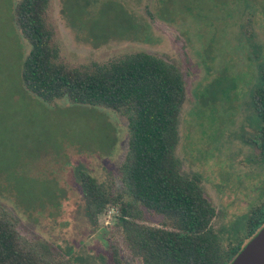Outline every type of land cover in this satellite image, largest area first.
Here are the masks:
<instances>
[{"label":"rangeland","instance_id":"1","mask_svg":"<svg viewBox=\"0 0 264 264\" xmlns=\"http://www.w3.org/2000/svg\"><path fill=\"white\" fill-rule=\"evenodd\" d=\"M16 1L0 0V210L24 239L68 264H112L115 249L124 264H142L117 225L120 204L90 222L76 177L84 168L109 192L121 191L127 119L66 98L45 102L24 88L29 47L12 22ZM131 17L137 29L127 32ZM46 20L68 66L144 51L179 67L185 99L175 154L183 173L200 176L223 244L240 240L246 217L264 203L262 123L251 106L264 59V0H50ZM139 208L142 223L164 220Z\"/></svg>","mask_w":264,"mask_h":264},{"label":"trees","instance_id":"2","mask_svg":"<svg viewBox=\"0 0 264 264\" xmlns=\"http://www.w3.org/2000/svg\"><path fill=\"white\" fill-rule=\"evenodd\" d=\"M49 1L17 0L13 5L12 22L29 47L20 68L24 88L45 102L66 98L75 104L120 111L128 123L126 153L119 166L120 192H109L86 169H77L88 220L96 223L110 204H120L117 225L128 249L142 264H229L263 226L264 203L246 217L243 237L223 244L212 225L216 210L200 176L183 173L175 154L185 99L179 67L144 51L105 63L68 66L58 60L54 31L46 20ZM131 19L127 32L137 29ZM251 95L253 120L262 123L258 130L263 147L264 59ZM140 206L161 215L162 223L140 222ZM112 255V264H124L116 249ZM0 264L68 263L54 256L48 245L24 239L11 217L0 210Z\"/></svg>","mask_w":264,"mask_h":264},{"label":"water","instance_id":"3","mask_svg":"<svg viewBox=\"0 0 264 264\" xmlns=\"http://www.w3.org/2000/svg\"><path fill=\"white\" fill-rule=\"evenodd\" d=\"M229 264H264V224Z\"/></svg>","mask_w":264,"mask_h":264}]
</instances>
